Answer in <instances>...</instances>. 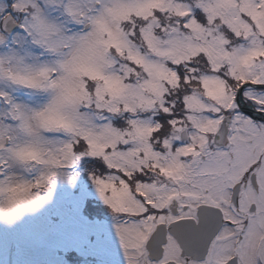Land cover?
I'll use <instances>...</instances> for the list:
<instances>
[{
	"label": "snow or ice",
	"instance_id": "obj_1",
	"mask_svg": "<svg viewBox=\"0 0 264 264\" xmlns=\"http://www.w3.org/2000/svg\"><path fill=\"white\" fill-rule=\"evenodd\" d=\"M81 165L113 264H264V0H0V217Z\"/></svg>",
	"mask_w": 264,
	"mask_h": 264
},
{
	"label": "rangeland",
	"instance_id": "obj_2",
	"mask_svg": "<svg viewBox=\"0 0 264 264\" xmlns=\"http://www.w3.org/2000/svg\"><path fill=\"white\" fill-rule=\"evenodd\" d=\"M207 87L219 91L217 85ZM82 175H74V183L58 177L52 196L35 210H26L11 222L0 217V264H113L119 249L113 221L83 214L86 198L102 200L91 178ZM66 251L83 259L71 262L62 255Z\"/></svg>",
	"mask_w": 264,
	"mask_h": 264
},
{
	"label": "trees",
	"instance_id": "obj_3",
	"mask_svg": "<svg viewBox=\"0 0 264 264\" xmlns=\"http://www.w3.org/2000/svg\"><path fill=\"white\" fill-rule=\"evenodd\" d=\"M82 176H85L84 178L86 179H90V174L86 171H84V169L81 170V172H79L78 174L82 173ZM77 173H74V175H76ZM108 209L104 203H102L100 200L93 198V197H88L85 199L83 208H82V212L85 216H87L88 218H95V216L97 218L102 216V212ZM63 257H65V259H68L71 262H79L80 260L83 259L82 256H80L79 254H77L75 251H66L62 253Z\"/></svg>",
	"mask_w": 264,
	"mask_h": 264
},
{
	"label": "clouds",
	"instance_id": "obj_4",
	"mask_svg": "<svg viewBox=\"0 0 264 264\" xmlns=\"http://www.w3.org/2000/svg\"><path fill=\"white\" fill-rule=\"evenodd\" d=\"M109 43H111V44H115V38L113 37L110 41H109ZM85 71H91L90 69H85ZM5 220H7V219H5ZM8 222H11V221H9V220H7Z\"/></svg>",
	"mask_w": 264,
	"mask_h": 264
}]
</instances>
